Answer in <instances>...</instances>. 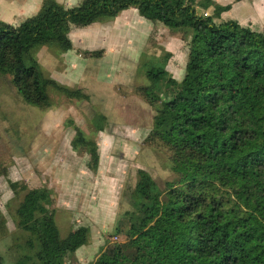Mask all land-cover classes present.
<instances>
[{
    "label": "trees",
    "instance_id": "obj_1",
    "mask_svg": "<svg viewBox=\"0 0 264 264\" xmlns=\"http://www.w3.org/2000/svg\"><path fill=\"white\" fill-rule=\"evenodd\" d=\"M231 6L214 0H80L67 7L42 0L17 25L0 20V74L22 100L40 107L50 106V85L70 98H89L46 77L33 58L39 46L71 50L74 27L136 8L187 41L180 79L161 58L143 55L139 63L146 82L138 89L154 110L147 140L168 153L176 177L161 186L138 168L122 197L125 239L108 243L89 264H264V31L222 19ZM75 130L72 146L88 153L87 167L95 171L97 142L79 126ZM8 182L22 198L10 234L15 257L0 254V264H75L77 250L90 241V226L62 236L52 190Z\"/></svg>",
    "mask_w": 264,
    "mask_h": 264
},
{
    "label": "rangeland",
    "instance_id": "obj_2",
    "mask_svg": "<svg viewBox=\"0 0 264 264\" xmlns=\"http://www.w3.org/2000/svg\"><path fill=\"white\" fill-rule=\"evenodd\" d=\"M214 1L232 5L222 19L233 18L264 31V0ZM212 10L213 6L207 13ZM96 25L103 31L111 24ZM73 37L76 45L70 53L76 56L39 46L33 58L46 77L82 89L88 99L70 98L50 85V106L40 107L22 100L10 78L0 74V254L8 260L15 257L10 234L16 230V210L22 198V194L15 195L9 180L52 190L62 236L80 225L90 226V241L77 250L74 261L89 264L108 243L125 239L122 197L135 184L137 169L149 171L161 186L176 177L168 153L147 140L154 110L138 89L146 82L139 63L145 59L143 55L161 58L176 78H182L188 49L183 35L127 12L113 24L117 42L113 49L109 47L107 58L106 38L102 45L92 46L88 42L95 38L92 33L87 38L76 31ZM87 50L102 52L92 56L84 52ZM70 60L76 66L70 67ZM57 70L61 72L55 73ZM75 125L97 142L100 159L95 171L87 167L88 153L72 146Z\"/></svg>",
    "mask_w": 264,
    "mask_h": 264
},
{
    "label": "crops",
    "instance_id": "obj_3",
    "mask_svg": "<svg viewBox=\"0 0 264 264\" xmlns=\"http://www.w3.org/2000/svg\"><path fill=\"white\" fill-rule=\"evenodd\" d=\"M59 2L63 3L67 7H71L76 5L80 0H58ZM41 0H0V20H3L5 22H8L13 25H17L20 23L25 17L30 16L34 13L37 12V10L41 6ZM132 13L135 18H141L139 15L138 11L136 8H129L123 10L115 19V21H118L120 18V15L126 14V13ZM115 21H109V24L107 25V28H103L101 31L99 27H97L96 24H108L107 23H95L89 27H84V28H72L70 31V37L73 41L74 46L76 45L75 40L73 35L75 34L76 31H79L83 33L84 35H87V38L89 37V34L92 33L95 38H92L90 41H88L92 46L95 45V43H101L103 44V39L106 38L108 40V43H106L107 46H104L108 48L105 51V58L110 56L109 50L113 49L115 42H117V39H113V24ZM95 26V27H94ZM106 30V31H105ZM80 43H84L86 40L82 41L81 38H79ZM87 42V41H86ZM86 45V43H84ZM102 47V46H101ZM109 47L111 49H109ZM72 50L67 51V53H64L65 56H76L75 54L70 53ZM114 52V51H113ZM76 57L73 58V60ZM73 60H70L68 62V65L71 66H76L73 63ZM71 63V64H70ZM186 64V62H185ZM67 67V65L65 64ZM185 67V65H184ZM59 70H57L55 73H58ZM61 72V71H59ZM55 78H57L56 75H54Z\"/></svg>",
    "mask_w": 264,
    "mask_h": 264
}]
</instances>
